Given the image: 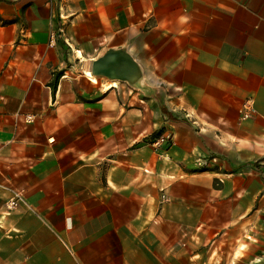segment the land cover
Instances as JSON below:
<instances>
[{
  "label": "crops",
  "instance_id": "obj_1",
  "mask_svg": "<svg viewBox=\"0 0 264 264\" xmlns=\"http://www.w3.org/2000/svg\"><path fill=\"white\" fill-rule=\"evenodd\" d=\"M221 231L264 264V0H0V264H207Z\"/></svg>",
  "mask_w": 264,
  "mask_h": 264
},
{
  "label": "rangeland",
  "instance_id": "obj_2",
  "mask_svg": "<svg viewBox=\"0 0 264 264\" xmlns=\"http://www.w3.org/2000/svg\"><path fill=\"white\" fill-rule=\"evenodd\" d=\"M168 143H170L169 140L165 139L164 142L160 143V144H156V145H167ZM197 167H199L198 169L200 170H204L205 172H212L213 168H214V160H213V156L211 157H205V158H201L200 160H197ZM211 187L213 188V183L214 180L211 182ZM161 201H167L169 199V195L168 194H161ZM213 198V191L212 189L210 190L209 193L206 194L205 199L207 200H212ZM205 216L204 218H206V224L203 225L201 228H199V231L203 230L204 228H206L209 224L210 221L213 218V206H209V205H205ZM223 232H219L218 234H215L213 236H211L210 238H207L205 241V243L203 244L204 247H206V251H207V264H221V262H223L220 256V253H224L225 249L227 248V241L225 239L226 235H222L221 234ZM224 236V237H223ZM221 237V238H220ZM240 246H243L242 244H240ZM202 247V246H201Z\"/></svg>",
  "mask_w": 264,
  "mask_h": 264
},
{
  "label": "built area",
  "instance_id": "obj_3",
  "mask_svg": "<svg viewBox=\"0 0 264 264\" xmlns=\"http://www.w3.org/2000/svg\"><path fill=\"white\" fill-rule=\"evenodd\" d=\"M251 113H252V109L249 106L245 105L243 111H241V116L243 118H248L251 116ZM32 117L33 116H31V115L26 116V118L29 120H31ZM164 141H165V138L160 137V138L155 139L152 143L153 144H160ZM21 200H22V196L19 193H14L6 201V208L8 210H12V209L16 208Z\"/></svg>",
  "mask_w": 264,
  "mask_h": 264
}]
</instances>
